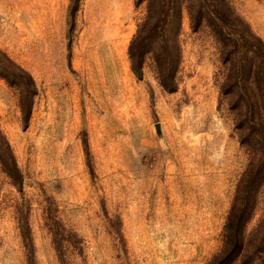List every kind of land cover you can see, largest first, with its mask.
I'll list each match as a JSON object with an SVG mask.
<instances>
[{
	"label": "rangeland",
	"instance_id": "rangeland-1",
	"mask_svg": "<svg viewBox=\"0 0 264 264\" xmlns=\"http://www.w3.org/2000/svg\"><path fill=\"white\" fill-rule=\"evenodd\" d=\"M148 1L0 0V264H210L249 172L264 264V0Z\"/></svg>",
	"mask_w": 264,
	"mask_h": 264
},
{
	"label": "trees",
	"instance_id": "trees-1",
	"mask_svg": "<svg viewBox=\"0 0 264 264\" xmlns=\"http://www.w3.org/2000/svg\"><path fill=\"white\" fill-rule=\"evenodd\" d=\"M73 1V11L75 8H78L80 0H72ZM146 0H137V2L143 3ZM155 0L148 1V22L152 20L154 14V4ZM173 3V12L175 14L181 15L182 13V5L179 0H175ZM161 10L160 12L165 11L164 1L160 2ZM146 28H140L139 36H137L130 47V57L132 61V69L137 74L138 77L142 76L143 69V49L145 45H149L151 42L152 35L158 34V27L151 28L146 32V37L142 36V32H144ZM7 58V57H6ZM8 62L13 66L14 74L19 77V79L25 84L24 92L29 93L31 90L30 85L24 82V78L18 75L17 72L20 71L30 78L29 80H33L31 76L23 70L21 67L13 63L9 58ZM1 77L6 78L3 74H0ZM163 86L170 92L174 91V88H168V86L163 82ZM23 113L27 116L31 113L30 110H24ZM0 164L2 166L3 171L8 175V177L14 182L15 185L22 187L23 178L21 172L18 168L17 162L13 155V151L11 146L2 133L0 129ZM254 176L249 172L247 173V179L241 187L239 188L235 202L231 208L227 224L225 227V239H224V248L222 253L217 256L210 264H233L236 260H238L243 254L245 250V228L253 215L255 205L254 203ZM264 245V244H263ZM264 248L259 247L258 252H263Z\"/></svg>",
	"mask_w": 264,
	"mask_h": 264
}]
</instances>
